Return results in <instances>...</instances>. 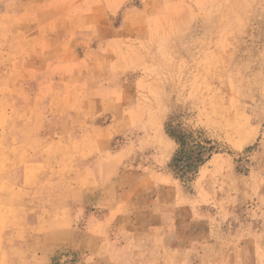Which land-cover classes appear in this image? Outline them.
<instances>
[{"label":"rangeland","instance_id":"rangeland-1","mask_svg":"<svg viewBox=\"0 0 264 264\" xmlns=\"http://www.w3.org/2000/svg\"><path fill=\"white\" fill-rule=\"evenodd\" d=\"M0 264H264V0H0Z\"/></svg>","mask_w":264,"mask_h":264},{"label":"trees","instance_id":"trees-1","mask_svg":"<svg viewBox=\"0 0 264 264\" xmlns=\"http://www.w3.org/2000/svg\"><path fill=\"white\" fill-rule=\"evenodd\" d=\"M168 132L179 144V149L172 159V168L180 178L192 180L200 166L211 158L213 146L198 140L193 132L179 128L168 129Z\"/></svg>","mask_w":264,"mask_h":264},{"label":"crops","instance_id":"crops-1","mask_svg":"<svg viewBox=\"0 0 264 264\" xmlns=\"http://www.w3.org/2000/svg\"><path fill=\"white\" fill-rule=\"evenodd\" d=\"M30 88H22V87H17L15 91V93H21L22 91H24L25 93H29ZM33 88H31V92H32ZM29 95V94H28ZM32 96V95H30ZM20 94H14V98L12 100V125H15L16 128L12 127V134L10 135V138H12V169H15L17 172V176L19 178V180L22 183H26L28 182L29 178L31 177V172L29 170H27V167H29V165H25V162L23 161H19L17 160L18 157V153L20 152L19 148H18V144L21 142H26V141H32L33 139L35 140H39L41 139L42 141H46L45 137H42V133L39 137V135L37 134H32V133H25L21 130L17 129V118H18V113L19 111H21L22 109H24L27 105V101H21L20 100ZM57 132V131H56ZM35 135V136H34ZM43 164V163H41ZM22 165L21 169L18 170V166ZM34 175H32L33 177ZM31 181V180H30Z\"/></svg>","mask_w":264,"mask_h":264}]
</instances>
